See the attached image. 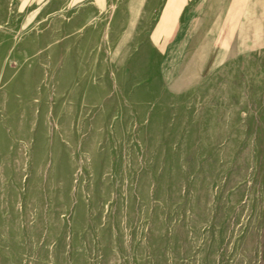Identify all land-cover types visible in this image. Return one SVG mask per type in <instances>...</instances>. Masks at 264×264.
<instances>
[{
  "label": "rangeland",
  "instance_id": "rangeland-1",
  "mask_svg": "<svg viewBox=\"0 0 264 264\" xmlns=\"http://www.w3.org/2000/svg\"><path fill=\"white\" fill-rule=\"evenodd\" d=\"M182 4L0 0V264H264V30Z\"/></svg>",
  "mask_w": 264,
  "mask_h": 264
},
{
  "label": "crops",
  "instance_id": "crops-1",
  "mask_svg": "<svg viewBox=\"0 0 264 264\" xmlns=\"http://www.w3.org/2000/svg\"><path fill=\"white\" fill-rule=\"evenodd\" d=\"M189 2L183 0L182 5L187 7ZM198 3L195 7L190 5L187 12H195ZM202 8L203 17L197 20L203 22L204 33L202 41L196 43L198 45H241L240 31L264 30V0H202Z\"/></svg>",
  "mask_w": 264,
  "mask_h": 264
}]
</instances>
